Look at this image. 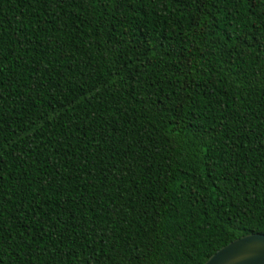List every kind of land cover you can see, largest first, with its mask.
Segmentation results:
<instances>
[{
    "label": "trees",
    "instance_id": "trees-1",
    "mask_svg": "<svg viewBox=\"0 0 264 264\" xmlns=\"http://www.w3.org/2000/svg\"><path fill=\"white\" fill-rule=\"evenodd\" d=\"M264 235V0H0V264H203Z\"/></svg>",
    "mask_w": 264,
    "mask_h": 264
},
{
    "label": "water",
    "instance_id": "water-1",
    "mask_svg": "<svg viewBox=\"0 0 264 264\" xmlns=\"http://www.w3.org/2000/svg\"><path fill=\"white\" fill-rule=\"evenodd\" d=\"M203 264H264V235L249 234L232 240Z\"/></svg>",
    "mask_w": 264,
    "mask_h": 264
}]
</instances>
